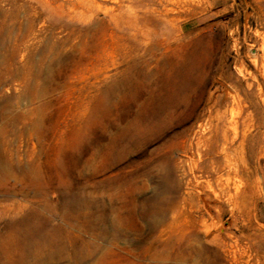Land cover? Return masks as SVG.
<instances>
[{"label":"rangeland","instance_id":"374dc122","mask_svg":"<svg viewBox=\"0 0 264 264\" xmlns=\"http://www.w3.org/2000/svg\"><path fill=\"white\" fill-rule=\"evenodd\" d=\"M174 2L0 0V264H264V0Z\"/></svg>","mask_w":264,"mask_h":264},{"label":"bare ground","instance_id":"6f19581e","mask_svg":"<svg viewBox=\"0 0 264 264\" xmlns=\"http://www.w3.org/2000/svg\"><path fill=\"white\" fill-rule=\"evenodd\" d=\"M174 3L175 4H179V3H182V2H181V0H175ZM183 5L186 7V9L188 11L192 10L193 8H196L195 5L193 6L188 1H185L183 3ZM185 7H184V9H185ZM166 10H168V9H166ZM172 11H174V9H172ZM179 11H181V10H179ZM241 184L243 185L242 180L240 181V186H241ZM238 188H239V185H238ZM1 192H2V194H8L10 192V188H6V189L2 190ZM242 192H243V190H242ZM240 194H241V192H240ZM26 207H27L26 203L21 202V201H14V202L8 203V204H6V203L5 204H0V226L2 228H4L6 230V232H8L9 229H11L15 233V234H10L8 232L7 236H5L3 238V240L6 241V239L9 240L10 238H12L13 240L18 241V242L21 243L22 242V238L24 236V231L26 229L25 226H27L28 223L31 222L30 220H31L32 217H34V216L37 217V216L41 215L39 207L31 208L29 213L25 215L24 211H25ZM11 215H13L14 218H18V219H14V220H11V221H6L5 218L9 217ZM34 227H36V226H34ZM3 245L4 246L1 247V252L5 255L7 253L6 242L3 243ZM20 246L22 247V243L20 244Z\"/></svg>","mask_w":264,"mask_h":264}]
</instances>
